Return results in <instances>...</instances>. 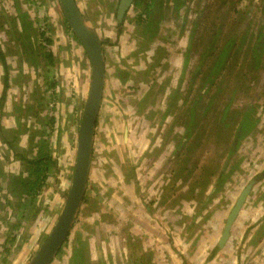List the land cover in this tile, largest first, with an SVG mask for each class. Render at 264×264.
<instances>
[{"label": "rangeland", "instance_id": "374dc122", "mask_svg": "<svg viewBox=\"0 0 264 264\" xmlns=\"http://www.w3.org/2000/svg\"><path fill=\"white\" fill-rule=\"evenodd\" d=\"M75 1L101 42L109 83L84 201L50 264H77L74 253L83 264H187L181 253L201 239L202 258L189 264H207L209 236L223 234L249 183L253 209L243 207L220 257L260 264L251 234L264 224V0H134L122 16L120 0ZM19 11L31 24L23 34L12 18ZM0 49L9 72L0 105V264H28L73 182L91 65L59 0H0ZM4 72L0 60V98ZM5 138L26 157L48 138L57 160L29 227L20 210L29 198L6 176L24 170V179L27 167Z\"/></svg>", "mask_w": 264, "mask_h": 264}, {"label": "water", "instance_id": "95a60500", "mask_svg": "<svg viewBox=\"0 0 264 264\" xmlns=\"http://www.w3.org/2000/svg\"><path fill=\"white\" fill-rule=\"evenodd\" d=\"M131 1L121 0L119 5L120 16L123 15ZM59 2L68 18L72 31L88 55L92 78L80 124L75 173L70 191L66 197L64 208L51 232L28 264H50L71 232L86 192L93 150L94 129L100 111L105 83V64L99 38L86 24V18L81 13L75 0H59ZM248 193L249 188H246L231 210L222 234V245L229 238L232 225L244 205Z\"/></svg>", "mask_w": 264, "mask_h": 264}, {"label": "trees", "instance_id": "16d2710c", "mask_svg": "<svg viewBox=\"0 0 264 264\" xmlns=\"http://www.w3.org/2000/svg\"><path fill=\"white\" fill-rule=\"evenodd\" d=\"M62 13H63L64 18H65L66 26L68 27V29L70 31H72L70 24H69V21H68V18L64 14L63 10H62ZM3 14H4V15H2L3 17H7V13L3 12ZM12 18H14L13 20L15 22L17 21L16 24L18 23L17 25L20 26L22 34L26 31L27 27L31 25L27 18L23 19V17L20 14V11L17 12V15L15 14V16H13ZM72 33L74 34L73 31H72ZM45 34H46V31H44V30L41 31V33H40L41 43H45L46 44L45 46H48V45L52 44V40L46 38ZM74 36H75V34H74ZM75 38L77 39L76 36H75ZM77 41H78V39H77ZM227 47H228V49H231L229 45ZM52 57L53 56L50 52L46 53V55H45V58L49 59V60H51ZM0 60L2 61V65H3L4 70H5L3 94L0 98V105L3 106V104L6 100V96H7L6 91L9 88V72H8V67H7L8 63L6 62L5 55L2 54L1 49H0ZM51 87H52L51 88L52 90L53 89L55 90V84L54 83L52 84ZM56 93L57 92L54 91L51 95L54 96ZM49 120L50 121H49L48 126H51V130H53V124L55 122V119L52 116L49 118ZM1 129L3 132H6V130L4 128H1ZM192 132L194 133V130ZM241 134H242V129L240 127L236 131V138L240 137ZM6 139L7 138H5V140ZM236 142H234L233 147H235ZM6 144L8 145L10 150H13V152L17 156V159L24 162L26 164V167H27V170H26L27 176L24 179H22L24 170L21 171L22 173L21 174L19 173V175H17V176H15L12 172H10L9 175H6V176H8V179H9L8 183H10V185L20 184L22 191L24 193H26L27 198H29L28 202L25 201V203L24 202L21 203V207H20V210L23 211L22 213L29 212V214L27 216H25L26 219L29 217L28 224H27V226L29 227L31 225V223L36 220L37 216L41 212V207L40 206L36 207V205H35V198H36V196L39 195L40 191H42L44 189V187L48 186V183H49L48 180L50 178H53L54 177L53 175L56 174V172H57V170H56L57 160L54 157L52 150L50 149V142H49L48 138L46 140L40 138L37 141L36 144H38V145H37L36 152L33 154V157L32 156L26 157L24 154H20L18 151L19 146H16L17 143H13V142L11 143L8 140H6ZM222 171H224V169H222ZM2 176H3V174H2ZM87 185H88V180H87ZM86 190H87V186H86ZM23 199H25V197L22 198V200ZM83 201H84V198H83ZM79 210H80V207H79ZM18 213H20L21 218L24 217V214H22L21 212H18ZM66 240H65V242H66ZM60 249H59V251H60ZM73 258L76 260L75 262L77 264L79 262H81L79 254L74 253ZM81 264H83V263L81 262Z\"/></svg>", "mask_w": 264, "mask_h": 264}, {"label": "crops", "instance_id": "0c3cea01", "mask_svg": "<svg viewBox=\"0 0 264 264\" xmlns=\"http://www.w3.org/2000/svg\"><path fill=\"white\" fill-rule=\"evenodd\" d=\"M60 43H61L60 40L57 41V44H60ZM72 45L75 46V45H78V44L76 42H73ZM81 52H83V50H81ZM105 70L107 71L106 67H105ZM108 83H109V80H108V78L106 76L105 77V84H104V95H105V89H107ZM143 93H144V91H143ZM60 95H62V92H60ZM139 96H140V94H139ZM249 196H250V194H249ZM249 196L247 197V200H246V202L244 204V208L247 211H248V209H253V203L251 202V200H249L250 199ZM242 221H243L242 217L238 216L236 221H235V223H234V225H233V227H232L233 229L231 231L235 232L236 224H238V223H240ZM220 229H221V227H220ZM257 232L262 233V234H258ZM257 232L256 233L254 232L255 234H251V237L255 238V240H260L261 245L259 246L258 249H254V250L252 249V251H251L252 254L251 255L255 256V262L254 263H258L259 261H261L260 264H264V247L262 248V246H264V224H263V226H261L257 230ZM221 238H222V235H219L218 232H216L213 236H209V238L207 240V242L209 244L206 247L205 257H207V255H208V253L210 251H212V252H211L210 256L207 258V260H206V261L209 262L207 264H226V263L229 264L230 263L229 261L232 260V259H228L227 260V259H224V258L220 257V254L224 253L230 247L229 241L226 242L224 245H221ZM240 238H243V235H240ZM235 239H236V236H235ZM202 240L203 239L200 240V243H197V249H194V251L192 253L186 252V254H184V252H182V253L180 252L182 254L183 259L185 260V262L187 264H189V262H192L193 260L195 262V260L197 259L198 256L202 258L201 253H202V251L204 249V248L200 247L201 244H202L201 243ZM186 250H188V249H186ZM92 254H93V252H92ZM259 254H260V256H258ZM236 260H237V263H238L239 262V258H237ZM241 261H242V258L240 259V263H241Z\"/></svg>", "mask_w": 264, "mask_h": 264}, {"label": "flooded vegetation", "instance_id": "af4514ba", "mask_svg": "<svg viewBox=\"0 0 264 264\" xmlns=\"http://www.w3.org/2000/svg\"><path fill=\"white\" fill-rule=\"evenodd\" d=\"M132 1H134V0H132ZM132 1H131V4H132ZM120 3H121V0L119 1V4H118V8H119V5H120ZM134 4V3H133ZM117 17H118V19H119V14L117 15ZM120 20V19H119ZM80 43V42H79ZM80 45H81V43H80ZM82 46V45H81ZM83 47V46H82ZM83 49H84V47H83ZM84 51H85V49H84ZM85 53H86V51H85ZM87 57H88V55H87ZM264 175V174H263ZM250 185H252L251 183H249L248 185H246L245 186V188L243 189V191L246 189V188H249V193H248V195H247V197L249 196V194H250V192H251V186ZM242 191V192H243ZM242 192H241V194H242ZM240 194V195H241ZM239 195V196H240ZM239 196L234 200L235 202H234V205H233V207L235 206V204H236V201L238 200V198H239ZM247 197H246V199H245V202H246V200H247ZM245 202H244V204H245ZM244 207V205L242 206V208ZM242 208H241V210H242ZM233 209V208H232ZM241 210H240V212H241ZM240 212H239V214H240ZM230 214V213H229ZM239 214L237 215V217L239 216ZM237 217H236V219H237ZM236 219H235V221H236ZM227 221V220H226ZM235 221H234V223H235ZM234 223H233V225H234ZM232 225V226H233ZM227 241V240H226ZM226 243V242H225ZM224 243V244H225ZM223 244V245H224ZM222 245V244H221ZM264 246H262V248H263Z\"/></svg>", "mask_w": 264, "mask_h": 264}]
</instances>
